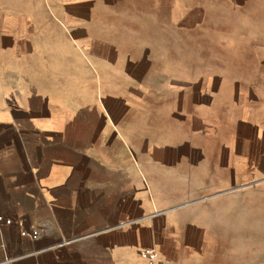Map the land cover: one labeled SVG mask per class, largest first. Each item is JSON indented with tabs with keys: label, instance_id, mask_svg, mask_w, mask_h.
<instances>
[{
	"label": "crops",
	"instance_id": "0c3cea01",
	"mask_svg": "<svg viewBox=\"0 0 264 264\" xmlns=\"http://www.w3.org/2000/svg\"><path fill=\"white\" fill-rule=\"evenodd\" d=\"M7 1L0 261L264 264V0Z\"/></svg>",
	"mask_w": 264,
	"mask_h": 264
},
{
	"label": "built area",
	"instance_id": "2783aa9c",
	"mask_svg": "<svg viewBox=\"0 0 264 264\" xmlns=\"http://www.w3.org/2000/svg\"><path fill=\"white\" fill-rule=\"evenodd\" d=\"M7 222L9 223L10 220L8 219ZM3 243L0 241V248H2ZM143 255L146 258V264H161L158 259L157 253L153 249H146L143 251ZM14 261L13 258H8L3 261H0V264H11Z\"/></svg>",
	"mask_w": 264,
	"mask_h": 264
},
{
	"label": "rangeland",
	"instance_id": "374dc122",
	"mask_svg": "<svg viewBox=\"0 0 264 264\" xmlns=\"http://www.w3.org/2000/svg\"><path fill=\"white\" fill-rule=\"evenodd\" d=\"M5 3H9V4H18V3H22V1L21 0H8L7 2H5ZM1 25H7L6 23H4V22H2V21H0V26ZM5 36H2L1 34H0V54H5L7 51H8V49L7 48H5V47H3V44H4V41H5Z\"/></svg>",
	"mask_w": 264,
	"mask_h": 264
}]
</instances>
